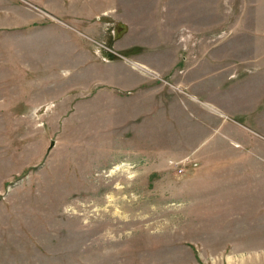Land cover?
Here are the masks:
<instances>
[{
  "label": "rangeland",
  "instance_id": "374dc122",
  "mask_svg": "<svg viewBox=\"0 0 264 264\" xmlns=\"http://www.w3.org/2000/svg\"><path fill=\"white\" fill-rule=\"evenodd\" d=\"M0 264H264V0H0Z\"/></svg>",
  "mask_w": 264,
  "mask_h": 264
},
{
  "label": "built area",
  "instance_id": "2783aa9c",
  "mask_svg": "<svg viewBox=\"0 0 264 264\" xmlns=\"http://www.w3.org/2000/svg\"><path fill=\"white\" fill-rule=\"evenodd\" d=\"M171 163H172L173 165L175 164V169H176L178 172H182V171H183V167H182L180 161H177V162H176L175 160H173Z\"/></svg>",
  "mask_w": 264,
  "mask_h": 264
}]
</instances>
